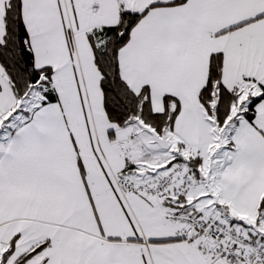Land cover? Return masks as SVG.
<instances>
[{
	"label": "snow or ice",
	"instance_id": "1",
	"mask_svg": "<svg viewBox=\"0 0 264 264\" xmlns=\"http://www.w3.org/2000/svg\"><path fill=\"white\" fill-rule=\"evenodd\" d=\"M0 264H264V0H0Z\"/></svg>",
	"mask_w": 264,
	"mask_h": 264
}]
</instances>
